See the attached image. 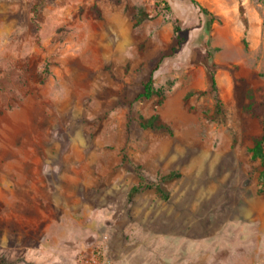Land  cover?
Masks as SVG:
<instances>
[{"label":"rangeland","instance_id":"1","mask_svg":"<svg viewBox=\"0 0 264 264\" xmlns=\"http://www.w3.org/2000/svg\"><path fill=\"white\" fill-rule=\"evenodd\" d=\"M51 1L0 0V264H30L20 251L27 241L39 244L41 229L50 244L78 249L77 264L92 255L112 264H264V164L250 152L253 138L264 132V0H194L198 6L126 0L135 50L123 71H161L154 83L164 91L158 106L163 110L166 103L162 123L178 152L171 168L142 173L139 181L152 188H119L108 196L99 186L78 191L67 206L52 166L77 124L72 107L59 109L45 93L48 76L55 81L54 68L61 67L54 43L86 39L77 24L89 17L78 11L74 21L66 3L64 14L54 17L47 11ZM138 10L150 19L134 27ZM91 15L105 18L94 9ZM80 62L75 71L94 66L86 58ZM101 71L113 70L106 64ZM137 78L134 94L143 89L144 77ZM28 95L31 108L15 107ZM15 111L33 115V124L18 121V137L34 136L39 155L48 148L34 185L19 173L28 151L12 139ZM190 121L193 126H186ZM82 122L91 130L97 125ZM42 164L51 171L43 175ZM169 173L172 178L162 181Z\"/></svg>","mask_w":264,"mask_h":264},{"label":"crops","instance_id":"2","mask_svg":"<svg viewBox=\"0 0 264 264\" xmlns=\"http://www.w3.org/2000/svg\"><path fill=\"white\" fill-rule=\"evenodd\" d=\"M64 3L69 4V10L74 12V21L78 20V11L83 10L84 15L89 17L84 22L81 19L77 24L80 33H88L86 39H78L77 43L68 46L54 43L61 67L54 68L53 71L57 76L55 77L57 82L54 81V77L48 76L50 93H45V99L56 103L59 109L72 107L73 119L77 124L65 137V150L59 163L52 166L53 169L57 167L59 171L58 184L62 189L64 205L67 206L69 202L74 203L72 198L78 191L84 195L105 185L106 195L109 196L119 188L133 187L144 172L171 168L178 148L177 142H172L169 132L154 133L142 129L139 125L140 119L153 116L155 108L162 104L158 106L156 96L148 99L137 98L139 93L134 94L133 85L138 80L137 76L141 75L144 77L143 85L151 80V86L157 89L159 86L154 83L161 71H141L140 75L138 71H123L130 59V53L135 50L134 37L130 32L131 18L124 9L126 0H52L47 5V11L59 18L65 12ZM92 9L105 13V18H93ZM21 49L18 47L16 49V55L19 57L22 56ZM83 58L91 61L94 66H87L86 70L89 71H75L77 61L80 62ZM106 64H110L113 71H101ZM104 90L109 91L108 96L98 101L96 97ZM33 101L34 98L28 95L15 107L21 110L24 107L31 108ZM160 108L156 113L163 122L166 117L164 116L166 103L163 104V110ZM89 111L90 116L86 115ZM15 112L14 119L9 122L10 129L13 124L15 126L11 130L14 134L12 139L18 142L20 149L25 145L26 152L28 151L22 157L24 164L19 165L26 175L21 169L19 173L34 185L39 169V158H44L48 154V148H42L39 155L34 150L35 144L39 147V141H35L34 136L30 140L25 135L18 137L20 131L16 125L18 121L20 120L21 124H33V115L29 112L25 114L23 111L22 115H18L20 111ZM86 119L97 124L95 128L91 130L84 125L82 120ZM169 119L176 120L175 117ZM193 124V121L185 122L188 127H192ZM50 167L42 164L40 171L44 175L48 170L51 171ZM106 202L108 204V201ZM89 217L93 218L91 215ZM40 232L42 239L38 240L39 244L30 245L27 241L24 249L20 251H24L27 258L32 259L30 264H77L78 249H73L71 245L57 247L50 244L47 239L48 233H44V229L39 230ZM18 262L28 264L20 259Z\"/></svg>","mask_w":264,"mask_h":264},{"label":"trees","instance_id":"3","mask_svg":"<svg viewBox=\"0 0 264 264\" xmlns=\"http://www.w3.org/2000/svg\"><path fill=\"white\" fill-rule=\"evenodd\" d=\"M190 1L191 3L197 5V3L194 2V0H190ZM154 2H155V6H159L158 0H155ZM160 2L161 4H165L164 1H160ZM204 13H207V12L204 11ZM148 19H150V16H148L143 10H138L137 13L133 16V22H134L133 26L136 27ZM176 31L177 29L174 30L175 34H176ZM210 84H211L210 85L211 89L214 90L215 80L212 75H210ZM151 96H156L158 98L157 104H160L164 97V91L161 87L157 89H153V87L151 86V80H149L143 85V90L141 93L138 94L137 98L148 99ZM139 124H140V127L143 129H151V130L167 129L164 127L163 124L160 123L157 115H153L152 117L147 118V119H141ZM263 148H264V132L260 136L253 138L252 147L250 149L251 157L253 159H259L261 161V164H264ZM169 177H171V174L167 176V178ZM261 184L262 186H264V173L261 174ZM148 187H150V185L138 184L131 189V193L138 192L139 190L148 188Z\"/></svg>","mask_w":264,"mask_h":264},{"label":"built area","instance_id":"4","mask_svg":"<svg viewBox=\"0 0 264 264\" xmlns=\"http://www.w3.org/2000/svg\"><path fill=\"white\" fill-rule=\"evenodd\" d=\"M85 264H112L110 260H103L97 257L96 255H92Z\"/></svg>","mask_w":264,"mask_h":264},{"label":"flooded vegetation","instance_id":"5","mask_svg":"<svg viewBox=\"0 0 264 264\" xmlns=\"http://www.w3.org/2000/svg\"><path fill=\"white\" fill-rule=\"evenodd\" d=\"M159 105V104H158ZM158 116V115H157ZM152 117V116H151ZM150 118V117H149ZM143 119V118H142ZM141 120V119H140ZM140 122V121H139ZM161 124H163L162 122H160ZM140 125V124H139ZM143 129V128H142ZM146 130H150L151 132H154V133H156V132H163V130L164 131H167V129H163V130H151V129H146ZM167 132H169V131H167ZM170 133V132H169ZM170 175V173L168 174V175H166L165 177H163L162 178V181H166V180H170L171 178H172V176L171 177H169V178H167V176H169ZM138 184H142L140 181H138V183L136 184V185H138ZM136 185H134V186H136ZM133 186V187H134ZM132 187V188H133ZM156 188H158L157 186H155ZM131 188V189H132ZM148 188H152L151 187V185H150V187H148ZM131 189H130V193H131ZM135 193V192H134Z\"/></svg>","mask_w":264,"mask_h":264}]
</instances>
